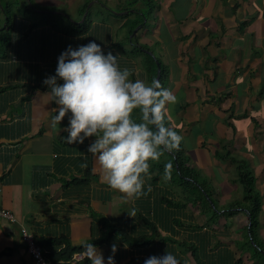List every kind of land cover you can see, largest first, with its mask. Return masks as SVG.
Listing matches in <instances>:
<instances>
[{
	"label": "crops",
	"instance_id": "1",
	"mask_svg": "<svg viewBox=\"0 0 264 264\" xmlns=\"http://www.w3.org/2000/svg\"><path fill=\"white\" fill-rule=\"evenodd\" d=\"M26 5L33 13L21 14ZM151 9L146 27L130 35L134 17L123 16ZM90 10L85 34L60 30L81 25ZM4 32L0 205L18 223L0 218V264H37L20 224L51 259L59 257L65 242L79 247L101 239L105 242L95 246L104 264L110 256L115 264H145L167 250L180 264H262L243 246L251 224L247 210L222 214L244 198L236 165L225 159L230 155L255 178L263 204L258 234L264 241V0H0V48ZM91 40L105 54L118 55L133 79L149 82L144 53L160 62L164 88L175 96L166 113L169 127L183 136L188 165L214 195L215 221L179 186L152 176L146 195L121 199L94 171L88 148L95 137L67 144L68 117L52 126L57 105L45 96L50 89L44 80L56 74L58 57L69 46ZM132 208L134 217L128 213Z\"/></svg>",
	"mask_w": 264,
	"mask_h": 264
},
{
	"label": "clouds",
	"instance_id": "2",
	"mask_svg": "<svg viewBox=\"0 0 264 264\" xmlns=\"http://www.w3.org/2000/svg\"><path fill=\"white\" fill-rule=\"evenodd\" d=\"M44 84L50 89L45 96L57 105L51 110L56 114L52 126L68 117L65 142L83 144L95 137L88 152L95 159L94 171L99 172L101 182L129 202L146 195L152 164L159 163L165 153L179 151L183 141L166 124L168 107L175 103L172 90L155 79H133L132 70L120 66L118 55L105 54L95 40L62 52L56 74ZM171 168L170 162L165 165L163 180L171 179ZM128 213L134 217L135 209ZM116 250L113 245V253ZM85 254L91 264H104L94 244L87 245ZM108 264H115L114 257L108 258ZM145 264L180 262L167 250L163 256L147 258Z\"/></svg>",
	"mask_w": 264,
	"mask_h": 264
},
{
	"label": "trees",
	"instance_id": "3",
	"mask_svg": "<svg viewBox=\"0 0 264 264\" xmlns=\"http://www.w3.org/2000/svg\"><path fill=\"white\" fill-rule=\"evenodd\" d=\"M24 9H25V13H23V15H26L28 13H33L30 7L27 5L24 7ZM19 11L22 12L21 10ZM90 12L91 10L88 12L85 21L81 25L73 26L70 31H65L62 29L60 30L71 36L85 34L88 30L87 25L88 22L90 21V16H91ZM151 14H152V9L147 12H143L142 14L135 12L123 16V17H130V16L134 17L130 29V35H132L134 30L139 26L146 27L147 23H145L144 21L149 20ZM11 16L10 15L8 16V21L12 20ZM47 18L49 19L50 16ZM1 35H3L4 38L2 39L4 48H0V50L3 49V53H4L6 52V48H7L6 41L8 34H5L4 32ZM145 49L147 48L142 46L140 47L139 51L145 52ZM144 54L148 58L149 64L151 65V74L149 77V82H151L153 79L156 80L158 74L157 61L153 57H151V55L146 53ZM160 67H161L160 84L164 88L165 72L162 65ZM166 124L169 127V122L167 118H166ZM229 156L230 155H226L225 159L232 160V162H234V164L236 165V168L238 170V181L244 187V198L240 202H235L228 205V207L225 208V210L228 209V211H225L222 215L228 217L235 213L234 209L236 208L247 210L251 224L249 229H247L246 231L243 246L247 251H249L251 257L254 260L264 264V241L260 239L258 234L259 215L262 211V205H263L262 197L259 191L256 189L255 178L252 172L248 169L247 165L243 161H239L238 159ZM169 162L172 165L171 179L165 181L162 179V177L164 175L165 165ZM151 176L156 181H165L170 185L179 186L184 192L186 199H188V201L193 203L195 206L199 207L203 213L210 214V217L213 221L219 218V214H218L219 209H218V205L215 203V200L213 198L214 195L212 194L211 189L208 188L206 184L200 181L198 173L188 165V160L185 155V149L183 143H181L179 151H175L173 153H165V155L161 158L159 163L152 164ZM103 225L104 227H107L106 222L104 221H103ZM103 242L105 241L101 239H97V240H92L89 244L97 245ZM252 242L255 243L257 246H254ZM65 243L66 246L65 248H63V250H61V252L59 253V257L57 259L48 258L44 254L46 259L50 261L52 264H61L62 262H64L65 264H70L72 263V258L74 254L78 252H84L86 250L87 245H89L86 244L79 247H71L69 242H65ZM247 246L249 249H247ZM84 262L85 260L80 261L77 264H85Z\"/></svg>",
	"mask_w": 264,
	"mask_h": 264
},
{
	"label": "built area",
	"instance_id": "4",
	"mask_svg": "<svg viewBox=\"0 0 264 264\" xmlns=\"http://www.w3.org/2000/svg\"><path fill=\"white\" fill-rule=\"evenodd\" d=\"M0 218H4L12 223H18V220L15 217V215L11 211H8L2 208L1 205H0ZM20 228H21L20 230H21V235H22V241L26 245L27 250L32 256V258L34 259V261L37 264H52L50 261L46 259L43 248L37 243L32 232L29 231L26 227H24L21 224H20ZM86 259H89V258L85 254V251L78 252L74 254L72 258V263L70 264H77L78 262L86 260ZM61 264H63V262Z\"/></svg>",
	"mask_w": 264,
	"mask_h": 264
},
{
	"label": "water",
	"instance_id": "5",
	"mask_svg": "<svg viewBox=\"0 0 264 264\" xmlns=\"http://www.w3.org/2000/svg\"><path fill=\"white\" fill-rule=\"evenodd\" d=\"M120 15H122V14H120ZM139 29H140V26L134 31L133 34L135 35L137 33V30H139ZM157 66H158V74H157L156 80H158L160 82V80H161V67H160L159 63H157ZM253 245L257 246L255 243H253Z\"/></svg>",
	"mask_w": 264,
	"mask_h": 264
},
{
	"label": "rangeland",
	"instance_id": "6",
	"mask_svg": "<svg viewBox=\"0 0 264 264\" xmlns=\"http://www.w3.org/2000/svg\"><path fill=\"white\" fill-rule=\"evenodd\" d=\"M146 2H148V1H146ZM20 10L22 11L21 14L25 13V9L24 8L23 9L20 8ZM247 249H249L248 246H247Z\"/></svg>",
	"mask_w": 264,
	"mask_h": 264
}]
</instances>
